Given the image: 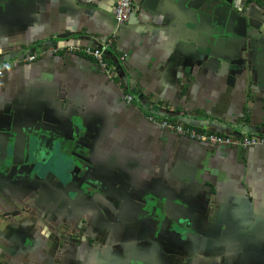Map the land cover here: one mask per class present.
I'll return each mask as SVG.
<instances>
[{
  "label": "crops",
  "instance_id": "crops-1",
  "mask_svg": "<svg viewBox=\"0 0 264 264\" xmlns=\"http://www.w3.org/2000/svg\"><path fill=\"white\" fill-rule=\"evenodd\" d=\"M206 1L133 0L109 80L84 53L52 50L103 47L112 0H0V125L86 115L103 190L0 186V264H264V146H213L150 120L264 138V0H211L218 16L199 17ZM155 194L178 202L182 224L160 229L140 211Z\"/></svg>",
  "mask_w": 264,
  "mask_h": 264
},
{
  "label": "water",
  "instance_id": "water-1",
  "mask_svg": "<svg viewBox=\"0 0 264 264\" xmlns=\"http://www.w3.org/2000/svg\"><path fill=\"white\" fill-rule=\"evenodd\" d=\"M221 2L224 0H217ZM210 2L207 0L205 3L199 5L196 13L200 17L202 14H206L209 17H217V10L220 9L218 6L212 7V14H210ZM230 4V3H229ZM216 38V34L212 35ZM73 117H77L79 120L74 121ZM45 119V118H44ZM44 119H29L23 117L12 122H8L6 125H0V184L12 183L11 180H7L10 174L15 173V177H19V181L22 180L24 186L27 187H44L47 190L55 191L56 193H65L72 199H79L85 196H91L83 188V185L89 186L86 181V177H82L81 173L85 171L87 174V168L83 169L71 165L70 169L78 178L83 179V183L79 184V189H69L70 186L75 182L72 178L67 184L63 183V177L57 176L54 173H49L47 176H42L38 172L32 173L33 168L29 176L24 175L22 170L29 167L31 151L34 150L35 156L38 158L40 155L45 156L44 161H41L44 165L48 164L54 156L55 148L64 145V141L76 142L79 145H85L89 143L92 138V125L88 122L89 118L86 115H74L67 116L63 120L49 122ZM68 130L72 135L68 137L63 131ZM82 161L89 163V159L80 157L77 154H73ZM9 165V166H8ZM35 166V165H34ZM33 166V167H34ZM68 170L65 165H62V170ZM13 172V173H12ZM78 181V180H77ZM6 186V185H2ZM90 187V186H89ZM102 192V190H98ZM95 195V194H93ZM173 204H178L177 201L170 202L166 198L160 197L159 195H152V198H142L140 201V211L147 214L150 221L155 224V227L160 229H168L169 226L179 225L181 223V217L177 218V212L173 209ZM160 210V213L158 212Z\"/></svg>",
  "mask_w": 264,
  "mask_h": 264
},
{
  "label": "built area",
  "instance_id": "built-area-1",
  "mask_svg": "<svg viewBox=\"0 0 264 264\" xmlns=\"http://www.w3.org/2000/svg\"><path fill=\"white\" fill-rule=\"evenodd\" d=\"M115 4V13L114 20L116 24V30L111 37L108 38L107 43L101 48H92L85 47L84 49L78 46H69L65 49L55 48L53 49V53L57 54L60 51L71 53L73 55L84 53L86 56L93 58L102 71L105 73L109 80H113L116 75L115 70L112 65L109 63V58L107 53L111 51V47L116 40V36L118 30L125 26L131 19L132 13L134 11L133 0H112ZM42 54H45L43 52ZM38 55H28L26 56V61L32 62L35 61ZM11 67L10 63H5L0 65V77L4 74L5 70ZM128 102L132 101V97L128 95L126 97ZM150 120L159 125L162 129L167 131H171L181 136H186L190 140L207 143L213 146H221V145H229L232 147H241L243 149H248L254 146H264V138H255L252 136H242L240 138L237 137H227L221 136L215 133H204L195 130L192 127H187L183 124L175 123L170 120L161 119L156 120L154 117H151Z\"/></svg>",
  "mask_w": 264,
  "mask_h": 264
},
{
  "label": "flooded vegetation",
  "instance_id": "flooded-vegetation-1",
  "mask_svg": "<svg viewBox=\"0 0 264 264\" xmlns=\"http://www.w3.org/2000/svg\"><path fill=\"white\" fill-rule=\"evenodd\" d=\"M70 135H72V132H71ZM83 146H85V145H79L76 142L64 141V145H60V146H58V147L55 148L54 156L57 154V155L63 156L64 159H68L67 165L65 164V167L68 170H66V171H65V169L64 170H61V172L60 173L58 172L59 174L58 175L56 174V175L57 176H60V174L62 173L61 176L63 177L62 178L63 179L62 181H63L64 184H67L72 178L75 179V182H73V184L70 186L69 189H73V188L79 189V186L78 185L79 184H82L84 182L83 179H82V177L84 176V177H86V181H87V183L90 186L89 187L87 185H83V188L86 189V192L88 194H91V196L93 194H101V192H98V190H102V189L100 187H98L97 184L92 179V176H91L92 175V170H91L90 163H86V162L82 161L81 159H79L78 157H75L73 155V154H77L80 157L86 159V155L84 154L83 148H82ZM28 156H30V162L28 164L29 167H26L25 170H22V173L25 172L24 175L29 176V174L31 172V168H33L32 173H37L38 172L42 176H47L49 173H54L55 174V171H54L53 167L51 166L52 159L54 158V156L49 161V163L46 164V165H44L43 163H41V161H44L45 156L40 155V157L38 158L37 156H35L34 150H32L31 153H30V155L28 154ZM71 165H74L75 167L78 166V167L83 168V169L87 168V174H85V171H83L81 173V176L82 177L81 178H78L75 175V173L71 171V169H70ZM14 174L15 173L10 174L11 176H8L7 177V180H11L12 183L0 184V186H2V185H6V187H9V186H15V187H17V186H24V183L22 182V180L19 181V177L20 176L22 177V175H20V176H18V178H16L17 176L15 177ZM34 189H37V188L34 187ZM38 189H41V190H44V191H47V192H50V193L58 194L55 191L47 190L44 187H38ZM102 192H103V190H102ZM88 196H85V198H87Z\"/></svg>",
  "mask_w": 264,
  "mask_h": 264
},
{
  "label": "rangeland",
  "instance_id": "rangeland-1",
  "mask_svg": "<svg viewBox=\"0 0 264 264\" xmlns=\"http://www.w3.org/2000/svg\"><path fill=\"white\" fill-rule=\"evenodd\" d=\"M68 159H64L63 156L60 155H55L54 158L52 159L51 166L53 167L55 174H59L62 170V165H67ZM59 172V173H58Z\"/></svg>",
  "mask_w": 264,
  "mask_h": 264
},
{
  "label": "trees",
  "instance_id": "trees-1",
  "mask_svg": "<svg viewBox=\"0 0 264 264\" xmlns=\"http://www.w3.org/2000/svg\"><path fill=\"white\" fill-rule=\"evenodd\" d=\"M248 1H250V0H248Z\"/></svg>",
  "mask_w": 264,
  "mask_h": 264
}]
</instances>
